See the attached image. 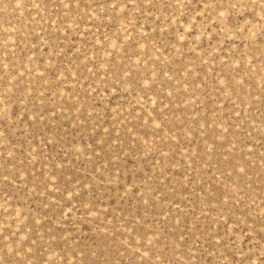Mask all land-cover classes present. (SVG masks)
<instances>
[{
    "label": "rangeland",
    "instance_id": "1",
    "mask_svg": "<svg viewBox=\"0 0 264 264\" xmlns=\"http://www.w3.org/2000/svg\"><path fill=\"white\" fill-rule=\"evenodd\" d=\"M0 264H264V0H0Z\"/></svg>",
    "mask_w": 264,
    "mask_h": 264
}]
</instances>
